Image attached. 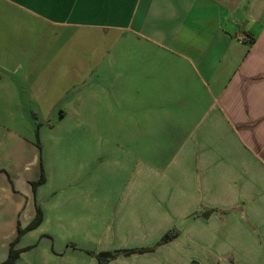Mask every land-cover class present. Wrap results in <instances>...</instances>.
I'll use <instances>...</instances> for the list:
<instances>
[{
    "label": "crops",
    "instance_id": "0c3cea01",
    "mask_svg": "<svg viewBox=\"0 0 264 264\" xmlns=\"http://www.w3.org/2000/svg\"><path fill=\"white\" fill-rule=\"evenodd\" d=\"M10 249L264 264V0H0Z\"/></svg>",
    "mask_w": 264,
    "mask_h": 264
},
{
    "label": "trees",
    "instance_id": "16d2710c",
    "mask_svg": "<svg viewBox=\"0 0 264 264\" xmlns=\"http://www.w3.org/2000/svg\"><path fill=\"white\" fill-rule=\"evenodd\" d=\"M245 36H246V38H247V43H248V44H252L253 41H254V37H253L251 34H249V33H245ZM37 146H38V147L40 146L38 141H37ZM41 183H43V179H40V180H38V182H36V183H32L31 185H32V187H35V186H37V185H39V184H41ZM40 221H41V218L38 217V218L34 221V223L32 224V228H33V227H36V226L39 224ZM19 233H21V232L18 231V234H19ZM171 237H172V235L167 234V235L162 239V241H166V240L170 239ZM129 253H131V252H129ZM113 256H114L113 253H107V254H104V255H103V259H102V260L99 259V260H100V263H101V264H104V263L107 262L109 259H111ZM14 257H16V256H15V254H13V251H11V249H10L6 261H5L4 263H2V264H11L12 260L14 259Z\"/></svg>",
    "mask_w": 264,
    "mask_h": 264
},
{
    "label": "rangeland",
    "instance_id": "374dc122",
    "mask_svg": "<svg viewBox=\"0 0 264 264\" xmlns=\"http://www.w3.org/2000/svg\"><path fill=\"white\" fill-rule=\"evenodd\" d=\"M199 260H200L201 264H207L208 261H210V257H208V260H206V259L200 257Z\"/></svg>",
    "mask_w": 264,
    "mask_h": 264
}]
</instances>
